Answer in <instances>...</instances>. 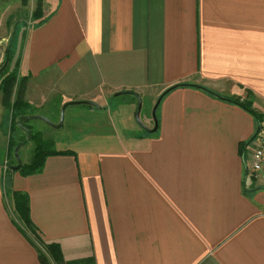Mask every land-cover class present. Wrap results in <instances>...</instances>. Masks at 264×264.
I'll return each mask as SVG.
<instances>
[{
    "label": "crops",
    "instance_id": "1",
    "mask_svg": "<svg viewBox=\"0 0 264 264\" xmlns=\"http://www.w3.org/2000/svg\"><path fill=\"white\" fill-rule=\"evenodd\" d=\"M43 11L20 58L24 100L52 115L97 107L77 110L85 122L55 139L69 154L40 173L0 162V264H41L38 242L64 262L264 264V183L245 171L257 120L218 99L264 116V0H45ZM13 192L28 195L31 229L12 217Z\"/></svg>",
    "mask_w": 264,
    "mask_h": 264
},
{
    "label": "rangeland",
    "instance_id": "2",
    "mask_svg": "<svg viewBox=\"0 0 264 264\" xmlns=\"http://www.w3.org/2000/svg\"><path fill=\"white\" fill-rule=\"evenodd\" d=\"M44 1L45 0H0V70L4 66V68H6L4 74H9L10 72L14 71V64L17 60H19L20 63L22 50L24 49V44L29 34L45 18V13L43 11ZM8 53L11 54L12 58L9 66L7 65ZM16 80V83L18 86H20L22 84L21 78L17 76ZM21 86H24V84ZM17 93L18 90L13 88L9 97V101L7 102V105L10 106V110L7 109L6 106H3L5 114L3 115V120L0 123V138L5 140L6 143V147L4 144H0V162L3 165V171L7 170L8 172L9 166L13 167L16 166V164L18 165L15 156V149L18 146L19 147L16 155L20 163L25 165L28 163L37 147L44 146L45 149H54V146L51 148V142H53L55 145L56 136L61 135L62 130L68 127L69 124L74 125L73 122H85L84 116L77 114V110L83 108L82 105L68 106L67 108L69 109L66 112L64 111L62 126L60 129H53L45 122L38 120L27 121V124L30 126L31 133V138L29 141H27V135L25 132L20 130L17 125V120L20 118L18 117V112L20 111L13 112L11 109V104L16 98L15 96H17ZM18 96L20 101L27 103L24 100L23 93H20L19 91ZM28 106L29 107L27 110H24V114L26 116L40 115L48 119L53 124L59 123L60 112H58L57 115H52L50 111L52 106H50L51 108L48 107L47 109L40 107L33 108V106L29 104ZM48 116H50L53 120H50ZM144 120L145 111L143 110L140 103V110L138 114V121L140 125L144 123ZM8 145H11L9 155H7ZM3 183L4 191L6 192L8 190L9 182L7 177L5 178V175L3 178ZM5 198L7 201H9L8 194H6ZM13 216L17 220L14 212L12 211V217ZM17 223L22 229L27 230L21 222L17 221ZM26 234L28 235V238L35 241V238L30 235L29 231H26ZM39 254L44 260H49L42 247L39 250Z\"/></svg>",
    "mask_w": 264,
    "mask_h": 264
},
{
    "label": "trees",
    "instance_id": "3",
    "mask_svg": "<svg viewBox=\"0 0 264 264\" xmlns=\"http://www.w3.org/2000/svg\"><path fill=\"white\" fill-rule=\"evenodd\" d=\"M11 54L8 53V61H7V65L9 66V64L11 63ZM18 68H19V60H17L14 64V71L10 72L9 74H4L6 68H4V70L2 71V73L0 74V92L2 93V104L3 106L7 107V109L10 110V106L7 105V102L9 101V97L11 95V92L13 90V88L15 89V87H17L16 89L18 90L17 96H15L13 103L11 104V109L13 112L15 111H20L18 112V117L21 116H26L24 114V110H27V108L29 107L27 103L20 101L18 98V94L19 91L20 93H23L24 86H21L22 84H25L26 80L25 78H21V85L18 86L17 82V76H19V72H18ZM15 85V86H14ZM186 86V85H184ZM198 88V87H197ZM174 89V88H172ZM207 93L216 96L215 94H213L210 91H207ZM218 97V96H216ZM218 99L222 100V101H226L228 103L237 105L241 108H243L244 110H246L247 112H249L250 114H252L254 116V118L258 121L260 116L254 112L253 109L250 108V106L247 103L244 102H240V100L238 98H231V97H218ZM24 127H26L29 131H30V126L27 124V121H24L22 124ZM54 146V143L51 142V148ZM10 148L11 145H8L7 147V155H9L10 152ZM57 154H69V152H58L55 151L53 148L52 149H45L44 146H40L37 147L36 150L33 152V155L31 156L30 160L28 161V163L24 164H20L16 166H9L8 168L11 170H13L14 172L19 173L21 176L26 177L29 175H33V174H37L40 173L42 171L43 165H44V161L45 159L50 156V155H57ZM13 202H14V214L15 217L17 218L16 221L21 222L25 228H29L31 229V222H30V218H29V199H28V195L25 193H21V192H13ZM40 245V247L43 248V250L45 251V253L47 254L49 260H44L41 255L39 254V260L41 262V264H92L91 261L86 260V261H74V262H64L62 259V255L60 252V249L57 245L55 244H43L41 242L38 243ZM52 262V263H51Z\"/></svg>",
    "mask_w": 264,
    "mask_h": 264
},
{
    "label": "built area",
    "instance_id": "4",
    "mask_svg": "<svg viewBox=\"0 0 264 264\" xmlns=\"http://www.w3.org/2000/svg\"><path fill=\"white\" fill-rule=\"evenodd\" d=\"M246 175L264 183V116L256 124V132L245 146Z\"/></svg>",
    "mask_w": 264,
    "mask_h": 264
},
{
    "label": "water",
    "instance_id": "5",
    "mask_svg": "<svg viewBox=\"0 0 264 264\" xmlns=\"http://www.w3.org/2000/svg\"><path fill=\"white\" fill-rule=\"evenodd\" d=\"M3 68H4V66L1 68L0 72L3 70ZM72 105H89V106L97 107L96 104H94L92 102H88V101L67 102V103L63 104V106L61 107V110H60V118H59V123L58 124H53L48 119H46L45 117H42L40 115H34V116H21L17 120V125H18V127H19L20 130H22L23 132H25V134L27 135V141H29L30 138H31V133H30V131L26 127H24L22 125V122H24V121H31V120H38V121L45 122L46 124H48L53 129H59L62 126V120H63V115H64L65 109L68 106H72ZM156 106H157V103H156V105H155V107L153 108V111H152L153 117L155 116L154 114H155ZM139 110H140V100L138 99V108H137V111H136V119L137 120H138ZM155 130H156V122H155V126H154V128L152 130L146 129V131L148 133L154 132ZM18 147L15 149V156H16V160L18 162V165H20L21 163H20V161H19V159H18V157L16 155V152L18 150Z\"/></svg>",
    "mask_w": 264,
    "mask_h": 264
}]
</instances>
